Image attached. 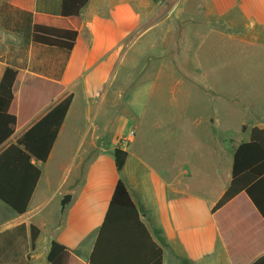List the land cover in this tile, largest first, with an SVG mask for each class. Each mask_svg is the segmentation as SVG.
Returning a JSON list of instances; mask_svg holds the SVG:
<instances>
[{"label": "crops", "instance_id": "0c3cea01", "mask_svg": "<svg viewBox=\"0 0 264 264\" xmlns=\"http://www.w3.org/2000/svg\"><path fill=\"white\" fill-rule=\"evenodd\" d=\"M172 4L178 9L180 46L191 36L195 41L196 66L211 75L245 74V82L234 93L211 84L206 92L214 104L220 101L222 106L242 109L246 115L241 126L246 129L237 141L226 129L219 135L222 119L216 107L205 133L207 146L191 151L179 140L177 146L166 148L159 169L144 149L134 146L135 133L126 146L121 144V137L133 130L123 133L127 121L118 126L110 148L97 140L92 119L80 139L67 146L66 132L80 117L77 97L83 96L87 114L93 105L100 109L104 85L111 79L107 75L121 55L120 45L139 25L132 1L89 0L78 15L63 16L61 0H0V80L6 67L17 71L9 108L16 123L3 145L14 143L56 103L73 94L47 160L37 162L41 175L27 210L17 213L0 200V264H49L52 240L74 252L76 264H89L119 178L162 248V264H250L264 253V220L244 193L212 212L230 182L235 147L249 139L251 127H264V0H173ZM35 24L75 29V45L66 50L34 42ZM118 146L127 152L120 172L114 161ZM223 156L229 157L230 165L225 182L219 189L215 181L214 188H206L212 174L224 169ZM65 194L71 198L62 209ZM31 225L39 229L34 244ZM114 226L108 232L116 235L120 229ZM118 242L106 243L101 264H144L142 251Z\"/></svg>", "mask_w": 264, "mask_h": 264}, {"label": "rangeland", "instance_id": "374dc122", "mask_svg": "<svg viewBox=\"0 0 264 264\" xmlns=\"http://www.w3.org/2000/svg\"><path fill=\"white\" fill-rule=\"evenodd\" d=\"M131 1L138 12L139 25L129 39L121 42V55L110 75H107L111 78L108 84H111L102 87V93L106 91V95L100 109L97 111L93 105L90 114H87L83 96L79 94L77 97L79 108H76L80 117L66 132L69 135L67 146L80 139L81 131L89 125L88 119H92L96 136H99L97 140L105 142V147L110 148L118 126L127 121L123 133L133 129L136 135L134 146L144 149L145 155L160 169L165 162L166 148L177 146L179 140L182 142L183 139L182 143L191 151L207 146L205 133L215 116L216 107L219 120L222 119V127H218L219 135L226 129L234 141L241 139L244 136L241 121L245 112L222 106L220 101L214 104L206 87L211 84L220 91L234 93L245 82V74L235 73L230 77L225 74L211 75L210 64L206 65L207 74L205 67L201 68L202 71L196 66L192 36L180 46L178 9L176 4H172L173 0L169 3L167 0ZM187 31L193 33L190 27ZM160 68H163L162 73ZM247 86L250 88L251 84ZM247 86L243 85V89L248 90ZM110 120H114L115 124H109ZM82 146H86V141ZM229 166V157L223 156L224 169L219 175L212 174L206 188H214L215 181L219 189L225 182V170ZM209 172L214 173V170Z\"/></svg>", "mask_w": 264, "mask_h": 264}, {"label": "trees", "instance_id": "16d2710c", "mask_svg": "<svg viewBox=\"0 0 264 264\" xmlns=\"http://www.w3.org/2000/svg\"><path fill=\"white\" fill-rule=\"evenodd\" d=\"M89 0H61L60 14L75 16ZM77 31L35 24L31 39L36 43L71 50L75 45ZM16 69L6 67L0 80V200L17 213L27 210L31 195L41 175L37 162H45L65 119L73 94L56 103L14 143L3 145L12 135L16 117L9 111L13 101V83ZM246 129L244 125L242 127ZM249 139L240 142L232 158L230 182L212 208V212L223 207L239 194L244 193L264 220V127L253 126ZM127 152L121 147L114 149L117 171H121ZM115 225L120 229L116 235L108 232ZM114 226V227H115ZM39 229L31 225V243L34 244ZM121 237V239H118ZM125 244L127 248H137L146 255L144 264H162L163 250L153 240L140 218L137 206L132 200L124 181L119 178L115 184L111 200L95 240L89 264H101L104 246L108 242ZM49 264H76L77 257L67 247L55 240L51 241L47 253ZM250 264H264V253Z\"/></svg>", "mask_w": 264, "mask_h": 264}, {"label": "built area", "instance_id": "2783aa9c", "mask_svg": "<svg viewBox=\"0 0 264 264\" xmlns=\"http://www.w3.org/2000/svg\"><path fill=\"white\" fill-rule=\"evenodd\" d=\"M134 134V130H131L127 135L121 137V144L126 146L129 142V139Z\"/></svg>", "mask_w": 264, "mask_h": 264}, {"label": "water", "instance_id": "95a60500", "mask_svg": "<svg viewBox=\"0 0 264 264\" xmlns=\"http://www.w3.org/2000/svg\"><path fill=\"white\" fill-rule=\"evenodd\" d=\"M71 195L70 194H65L61 200V207L62 209L64 208L65 204L70 200Z\"/></svg>", "mask_w": 264, "mask_h": 264}]
</instances>
